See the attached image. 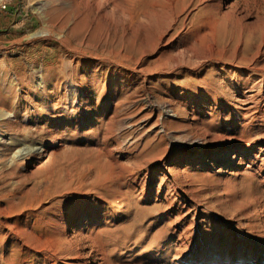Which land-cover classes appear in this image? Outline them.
<instances>
[{
	"label": "rangeland",
	"instance_id": "1",
	"mask_svg": "<svg viewBox=\"0 0 264 264\" xmlns=\"http://www.w3.org/2000/svg\"><path fill=\"white\" fill-rule=\"evenodd\" d=\"M121 1L130 35L0 0V264H264V1ZM164 45L214 55L175 68ZM242 139L259 160L233 177Z\"/></svg>",
	"mask_w": 264,
	"mask_h": 264
},
{
	"label": "bare ground",
	"instance_id": "2",
	"mask_svg": "<svg viewBox=\"0 0 264 264\" xmlns=\"http://www.w3.org/2000/svg\"><path fill=\"white\" fill-rule=\"evenodd\" d=\"M63 4H65V7H67V8H69V9H72V10H75V14H76V12H77V14L79 13V15L78 16H76V17H74L73 18V22L74 23H76V21H77V19H78V17L79 16H84V17H89V19H90V25L91 26H93V25H95L96 23H99V22H102V21H105L106 20V17H108V15H110L111 13H116V14H118L119 15V17L121 18H123V20L124 21H126L128 24H127V27H126V31H124V35H127V34H129L130 35V33L131 32H133L132 31V26L135 24V23H138V24H142V20L139 18V19H137V20H135L136 19V16H134L131 12H126L125 13V9L124 8H126L127 6H125L124 4H126V3H123V1H121V0H60ZM216 1V0H215ZM264 1V0H263ZM174 2H175V0H174ZM155 4V3H154ZM171 5V4H173V0H167V5ZM262 4V3H261ZM169 5V6H170ZM157 6V5H156ZM155 6V7H156ZM264 8V7H263ZM80 9H83V10H81L80 12H79V10ZM152 9H153V7H152ZM155 9V8H154ZM153 9V10H154ZM152 10V11H153ZM264 10V9H263ZM172 12V11H171ZM128 16V18H125V16ZM114 16V15H113ZM160 16V15H159ZM114 18V17H113ZM108 19H109V17H108ZM112 19V18H111ZM110 19V20H111ZM117 20V19H116ZM112 21V20H111ZM88 22H89V20H88ZM77 24H79V23H77ZM76 24V25H77ZM89 23H87V25H88ZM100 24V23H99ZM89 25V26H90ZM97 25V24H96ZM115 25V24H114ZM103 25H101V27H102ZM171 26V25H170ZM170 26H168V27H170ZM114 27H116V26H114ZM104 28V27H103ZM74 29V28H73ZM72 29V30H73ZM90 29V28H89ZM91 30V29H90ZM112 30V29H111ZM108 31H109V29H108ZM118 31V30H117ZM104 32H107L106 31V29H105V31ZM114 32V31H113ZM116 32V31H115ZM167 32V31H166ZM166 32H164L163 33V36H162V42H164V39H165V36H166ZM123 33V32H122ZM116 34V33H115ZM121 34V33H120ZM132 34V33H131ZM109 35H110V33H106V35L105 36H107L106 37V39H109L110 37H109ZM109 37V38H108ZM200 37V36H199ZM174 39V38H173ZM170 42V41H169ZM168 42V43H169ZM172 43V42H171ZM182 44V43H181ZM183 44H185V43H183ZM168 45V44H167ZM167 45H164L165 46V48H163V50H162V55L164 54V56H169L168 58H170L171 60H169V61H172L173 63H174V66H175V68L177 67V68H180V67H184L185 65H184V62H186L187 64H188V62H192V61H194V63L197 65V64H199V60L201 61V59H204V60H207V59H210L213 55H214V46L213 45H210L209 46V48H207V50L205 51V55L202 57L201 55H199L198 53H196L195 51H197V50H184V51H182V52H176V53H174L175 52V49L173 48V49H171V50H167V51H165V49H167ZM173 45V44H172ZM180 45V44H179ZM189 46V45H188ZM186 47V46H185ZM183 48H184V46H183ZM205 48V47H204ZM158 53H159V51H158ZM161 53V52H160ZM148 54V53H147ZM146 55V54H145ZM149 56V55H148ZM159 57V56H158ZM214 59H215V57H214ZM158 60V59H157ZM167 61V60H166ZM140 62H141V60H139L135 65H137L136 67H133V68H131V67H127V65L126 66H124L123 68H122V70L121 71H114V72H112V76H113V78H114V80H116V79H118L119 77L120 78H124L125 79V81L127 82V83H131L132 81H134L135 79L137 80L138 78H140V77H138V72L139 73H143V74H145L146 75V67H145V65H144V67L146 68V69H141V67H140ZM209 62V61H208ZM144 63V62H143ZM142 63V64H143ZM148 63V62H147ZM155 63V62H154ZM172 63V64H173ZM202 63V62H201ZM159 64V63H158ZM168 64V62H165L164 63V65L166 66ZM162 65V64H161ZM204 65V64H203ZM132 66V65H131ZM139 66V67H138ZM172 66V65H171ZM173 66V67H174ZM188 66V65H187ZM187 66H185V67H187ZM149 67V66H148ZM158 67V66H157ZM162 67H163V65H162ZM195 67V66H194ZM147 70H149V68L147 69ZM175 71V70H174ZM264 72V71H263ZM152 73V72H151ZM144 75V76H145ZM118 77V78H117ZM142 79H144V78H142ZM144 82H145V80H144ZM77 96V95H76ZM166 104V103H165ZM169 104V103H168ZM162 105V104H161ZM167 105V104H166ZM163 106H165V105H163ZM172 106V105H171ZM167 108V107H166ZM171 108H173V107H171ZM4 109V108H3ZM0 110H1V108H0ZM5 110V109H4ZM4 112V111H3ZM169 112H170V116L171 117H173L174 115H175V113H174V110L173 109H169ZM168 112V113H169ZM11 114H8L7 113V115L6 114H4L3 115V117L4 116H6V117H11L10 116ZM2 117V118H3ZM1 118V117H0ZM159 122V121H158ZM220 138L222 139V138H224L223 136H221L220 135ZM244 138H247V137H244ZM199 139V138H198ZM225 139V138H224ZM188 141V140H187ZM255 146L256 145H254V144H252L250 141H248V140H241V141H238V142H236V143H234L232 146L230 145V146H226V148H224L225 150H224V152L222 153V157H223V161H225L224 163H222L223 165H226L227 167H228V169H230V172H231V174H232V176L233 177H235V176H237L240 172H241V170L243 169V167H244V162H243V160L242 159H244L246 156H249V155H252V158H249V161H251V164H254L256 161H258L259 160V154H254L255 153V151H256V149H255ZM192 147H193V143H191V142H189V143H187V145H186V150H191L192 149ZM35 148V147H34ZM227 149H231V151H227ZM261 148H260V152H261ZM35 151L37 152L38 151V149H35ZM185 151V150H184ZM264 152V151H263ZM186 153V152H185ZM42 156V155H41ZM44 156L45 157H48V155H47V150H45L44 151ZM237 160V163L238 164H234L233 162L234 161H236ZM246 161V160H245ZM25 164V163H24ZM23 164V165H24ZM261 164V163H260ZM22 165V166H23ZM263 165V164H262ZM264 166V165H263ZM41 167V166H40ZM250 168L248 167V170H249ZM252 169V168H251ZM263 169V168H262ZM262 169H260V171L262 170ZM254 171H257V170H254ZM179 172H182V174L184 173V170H180ZM258 172V171H257ZM259 173V172H258ZM257 173V174H258ZM261 173V172H260ZM240 175H241V173H240ZM260 175V174H259ZM263 175V174H262ZM229 179V178H228ZM227 180V179H226ZM225 183V182H224ZM231 183V182H230ZM229 184V183H228ZM256 200V202H257V200H258V203L260 204V206L262 205V200L260 199V198H256L255 199ZM255 200H254V203H255ZM252 202V201H251ZM252 204V203H251ZM255 205V204H254ZM253 206V205H252ZM252 206H248V207H246L245 208V213H246V215H247V213H249L250 211H251V209L253 208ZM181 209V208H180ZM179 209V210H180ZM261 209V208H260ZM190 211V210H189ZM244 212V211H243ZM189 213V212H188ZM188 215V214H187ZM186 215V216H187ZM183 216V215H182ZM191 223V222H190ZM211 232V230H210V228H204L203 229V231H202V234H203V237H202V239H206V238H208V237H211V236H213L215 233H210ZM223 240V239H225V240H227L228 238H225L224 237V235L223 234H219L218 235V240ZM232 241H234L235 243H236V240H233V239H231ZM228 241V240H227Z\"/></svg>",
	"mask_w": 264,
	"mask_h": 264
},
{
	"label": "built area",
	"instance_id": "3",
	"mask_svg": "<svg viewBox=\"0 0 264 264\" xmlns=\"http://www.w3.org/2000/svg\"><path fill=\"white\" fill-rule=\"evenodd\" d=\"M2 8H3V9H6V8H7L5 2L2 4Z\"/></svg>",
	"mask_w": 264,
	"mask_h": 264
}]
</instances>
